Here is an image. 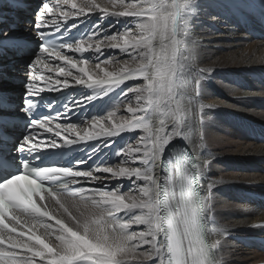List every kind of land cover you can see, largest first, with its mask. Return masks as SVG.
<instances>
[{
  "label": "snow or ice",
  "instance_id": "1",
  "mask_svg": "<svg viewBox=\"0 0 264 264\" xmlns=\"http://www.w3.org/2000/svg\"><path fill=\"white\" fill-rule=\"evenodd\" d=\"M196 7L195 0H111L108 5L97 0H47L42 5L34 23L41 43L28 66L25 84L26 114L32 115L39 105L37 98L44 92L75 85L94 92L91 97L67 103L63 112L30 121L17 146V151L27 154L21 171L0 178V264H222L218 256L221 241L208 238L207 224L214 223L210 203L213 185L207 186L209 195L201 194L202 173L194 156L170 166L164 164L167 146L177 137L185 139L191 131L181 101L188 86V18ZM96 12L132 20L122 30L104 34L103 39L97 40L104 32L97 25L75 41L61 38L53 44L44 42L48 36L71 31L81 17ZM13 39L5 32L0 43ZM105 42L107 49H116L138 63L125 62L110 71L107 65L112 64L111 57L100 59ZM85 52H92L99 62L90 66ZM193 79L198 95L200 80ZM137 80L144 83L129 86ZM121 86L122 98L129 99L131 94L126 107L130 120H114L113 111L107 117L83 120V127L68 122L72 109ZM204 107L199 105L201 111ZM153 117L159 118L156 128ZM7 127L8 121L0 117V141L7 135ZM136 130L145 135L137 137L135 146L118 149L116 155L122 158L121 165L139 166L89 165L85 160L71 166L35 164L45 150L94 140L107 141L105 146H110L113 137ZM200 138L203 140L202 135ZM181 155H187V148ZM114 180L130 182L128 192H139L141 198L121 192L119 183L109 188ZM93 182L102 186L92 187ZM66 192L90 202L92 209L73 202L74 215L60 199ZM45 194L58 207L49 209ZM134 225L145 228L132 231ZM144 246L146 251L137 252Z\"/></svg>",
  "mask_w": 264,
  "mask_h": 264
},
{
  "label": "bare ground",
  "instance_id": "2",
  "mask_svg": "<svg viewBox=\"0 0 264 264\" xmlns=\"http://www.w3.org/2000/svg\"><path fill=\"white\" fill-rule=\"evenodd\" d=\"M9 1L14 0H0V36L9 29V23H14L15 19L12 15H15L18 21L19 30L13 33L9 31L8 34L33 36V30H24V27L34 26L37 19L34 13L35 6L42 0H16L27 4L26 8L16 9L8 4ZM97 2L108 5L111 0H97ZM195 3L197 7L188 18L190 41V59L187 63L186 75L188 86L182 92L181 101L186 123L191 127V131L185 139L177 137L167 146L164 159L168 155V148L175 143L187 144L196 154L204 178L203 195H209L207 186L208 184L213 185L210 203L213 216L218 221L217 227L221 231V234L213 238V241H221L218 256L222 264H257L264 262V254L258 252L254 246H244L240 242L227 239V235L229 233L264 235L260 228H251L252 224L264 221V209L259 208L256 201L250 199L249 196L252 193L264 194V144L250 139L246 140L239 135L242 129H247L250 134H256L260 126L264 125V32L259 23V15L264 14V0H195ZM131 20L130 17H104L96 12L81 17L76 21V27L93 30L94 26L98 25L99 28L104 29L101 36L97 38L99 40L103 39L104 34L110 36V32L122 30ZM109 25H114V28H109ZM133 31L136 30L133 29ZM96 42L93 41V43ZM103 47L105 52L100 59L111 57L112 64L107 65L110 71L118 69L125 62L133 66L138 63L116 49H107V42ZM36 53L37 51L30 53L32 61ZM66 54L73 56L74 59H80V56L74 53L67 52ZM84 54L90 55V66L99 62L93 59L92 52ZM3 58L5 57L0 56V64L5 66L3 71L9 74L10 79L0 80V89L12 90L17 94L25 92L28 66L32 61L26 64L14 56L4 61ZM201 69L204 71H200ZM193 78L200 80L198 95L193 88ZM131 82L129 86H138L137 84L131 85ZM143 83L144 81L140 84ZM80 87L85 86L75 85L63 89L60 93L71 94L69 95L70 100L79 101V98L72 93ZM123 87L114 90L115 102L106 112L102 109L105 101L98 97L88 99L77 108L94 107L95 114L100 110L102 116L95 115L94 117H107L109 112L115 111L114 120H130L131 115L126 111V107L130 102L131 94H129V99L122 98ZM121 100L123 102H120ZM131 102L135 106L134 101ZM117 104L119 107L115 108ZM200 104L205 105L202 111L199 109ZM232 118L239 120L237 122ZM158 119V117L152 118L153 128L158 127ZM169 125H171V120H169ZM224 130L231 134L227 137ZM142 135H145L143 130L126 131L116 136L115 139L126 137L129 140L128 144L135 146L137 143L135 136ZM201 135L203 140L200 138ZM236 137L239 140L234 139ZM94 150L102 156L108 154V149L101 145H95ZM121 159H118L112 167L139 166L121 165ZM156 171L160 174L159 164ZM117 183L122 185L121 189L124 188V193L134 195L137 199L141 198L139 192H128L130 182L126 180L113 182L108 187L114 188ZM91 186L99 188L102 185L93 182ZM60 199L70 206V211L74 215L77 213L76 209L71 207L73 202L86 204L89 209H92L90 202L82 201L79 197L73 199L60 196ZM48 202L51 209L58 207L54 199ZM144 228V225H134L131 230L142 231ZM40 231L43 232V229ZM146 250L147 246H144L137 249V252Z\"/></svg>",
  "mask_w": 264,
  "mask_h": 264
},
{
  "label": "rangeland",
  "instance_id": "3",
  "mask_svg": "<svg viewBox=\"0 0 264 264\" xmlns=\"http://www.w3.org/2000/svg\"><path fill=\"white\" fill-rule=\"evenodd\" d=\"M41 5L42 4H38V5H36V9H35V15H37V12L40 10V8H41ZM121 28H122V26H121ZM110 35H112V32H110ZM226 51H228V50H226ZM30 57V59L32 58V56H29ZM87 59H89V57H87ZM90 60V59H89ZM143 81L142 80H138V81H136L135 82V84H137V85H139L140 83H142ZM131 85H133V82H131L130 83ZM206 119V118H205ZM225 131V134H226V136L228 137V135H230L231 133L230 132H228L227 130H224ZM239 135L241 136L242 135V137L244 138V139H246V140H248L247 138H246V136L241 132V131H239ZM135 139H137V137L135 136ZM234 139H237V140H239V138H234ZM236 141V140H235ZM228 153H226V155H227ZM249 179H253L252 177H248ZM125 190H122L121 189V192H124Z\"/></svg>",
  "mask_w": 264,
  "mask_h": 264
}]
</instances>
